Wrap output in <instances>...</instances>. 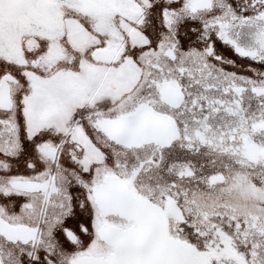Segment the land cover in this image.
<instances>
[{
    "label": "snow or ice",
    "instance_id": "obj_1",
    "mask_svg": "<svg viewBox=\"0 0 264 264\" xmlns=\"http://www.w3.org/2000/svg\"><path fill=\"white\" fill-rule=\"evenodd\" d=\"M0 264H264V0H0Z\"/></svg>",
    "mask_w": 264,
    "mask_h": 264
}]
</instances>
